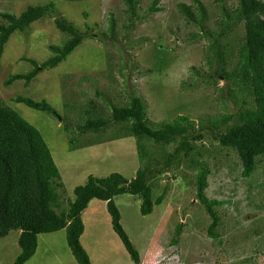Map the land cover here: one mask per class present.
Returning <instances> with one entry per match:
<instances>
[{"label":"rangeland","instance_id":"1","mask_svg":"<svg viewBox=\"0 0 264 264\" xmlns=\"http://www.w3.org/2000/svg\"><path fill=\"white\" fill-rule=\"evenodd\" d=\"M194 1L159 0L162 9L152 11V0H140L136 8L140 17L126 30L129 21L124 0H0V11L16 15L30 4L51 3L57 9L9 37L0 55V98L35 125L49 145L65 184L58 212L67 210L75 197L74 188L90 175L102 177L117 171L131 179L147 158H141L138 137L129 134L127 123L101 133L79 132L78 125L87 117L110 113L107 101L125 105L126 92L137 91L152 122H171L180 115L196 120L208 116V122L216 115L235 113L242 105L240 99L239 104L223 102L220 87L227 84L225 79L207 83L197 72L208 67L207 38L193 35L198 27L189 23L178 7L184 3L195 11ZM199 1L208 12L206 27L214 29L220 20L218 0ZM238 1L225 3L235 7ZM59 17L85 33L82 42L61 63L41 70L28 84L25 79L7 84L11 74L26 73L33 67L26 57L42 63L55 54L51 45H62L68 39L56 23ZM110 19L115 21L117 38L108 32ZM244 33L243 23H239L223 42L236 46ZM231 44L229 68L236 56L231 55ZM18 95L45 98L61 118L17 102ZM243 98L252 100L247 91ZM197 132L201 131L193 133ZM201 134L193 141L202 148L199 159L211 170L205 192L209 198L224 200L216 207L220 219L217 236L210 235L211 217L196 196V166L183 157V162L170 170L154 172L155 197L164 196L151 213H141L138 196L124 193L114 198L121 223L139 251L138 263L114 230L106 201H90L81 214L84 231L80 239L92 264H264V157L252 176L245 177L236 149L222 146L208 131ZM177 144L148 142L147 154L162 160L161 155L173 151ZM178 223H182L183 232L174 244ZM19 233L12 229L0 238V264H13L20 251ZM25 264L79 263L62 228L39 233L37 250Z\"/></svg>","mask_w":264,"mask_h":264},{"label":"trees","instance_id":"2","mask_svg":"<svg viewBox=\"0 0 264 264\" xmlns=\"http://www.w3.org/2000/svg\"><path fill=\"white\" fill-rule=\"evenodd\" d=\"M124 1L127 7L126 18L129 21L125 29L128 30L134 26L135 19L140 17L136 12L140 0ZM218 2L220 20L214 29L206 27L208 12L201 1H194L195 11L184 3L178 4V7L183 17L198 27L193 35L207 38L205 59L208 67L200 68L197 72L207 83L218 78L225 79L227 84L220 87V96L224 103L232 100L239 104L240 99L243 103L238 111L216 115L209 118L208 122L205 121L208 116H201L196 120L188 115H180L171 122H152L147 117L146 102L137 91L126 92L128 102L125 105H115L107 101L110 113L106 116L87 117L78 125L79 132L101 133L116 124L127 123L129 134L138 137L141 158H147L131 179L117 171L102 177L90 175L84 184L74 188L75 197L69 202L67 210L58 212L65 184L44 136L18 110L8 106L0 98V238L12 229L20 230V251L13 264H25L34 255L39 233L62 228L66 229L67 243L77 262L92 264L80 237L84 231L82 211L94 198L106 201L114 230L133 261L138 263L139 251L121 223V212L114 198L124 193L138 196L141 199V213H151L164 196L160 194L155 197L152 182L154 172L170 170L175 164L183 162V157L187 158L189 164L196 166V196L211 217L208 227L210 235L217 236L216 228L220 219L216 207L224 203V200L212 199L206 194L211 170L199 159L202 148L193 140L196 137L201 138V132L208 131L222 146L236 149L245 177L252 176L260 158L264 157V0H239L235 7H228L225 0ZM149 9L161 10L159 0H152ZM52 11L57 9L51 3L30 4L19 15L0 11V55L11 34L17 30H26L32 22ZM110 20L108 32L111 37L117 38L114 33L115 21ZM56 23L67 33L68 39L62 45H51L55 54L42 63L26 57L33 67L26 73L11 74L7 84L16 79H25L28 84L41 70L61 63L86 36L74 23L64 18H57ZM239 23H243L245 31L242 40L236 46L229 42L225 44L224 37ZM103 34L107 35V32ZM230 44L234 50L236 48L235 53L231 50V55L236 56L229 68L227 60L230 56ZM244 91L251 95L252 100L243 98ZM15 100L61 118V114L45 98L36 100L18 95ZM63 127L66 131L70 130L66 125ZM196 130L201 132L193 133ZM172 141H178V144L173 151L164 152L161 155L162 160L147 154L148 142L168 144ZM158 165L160 167H156ZM182 232L183 225L178 223L172 239L174 244L178 243Z\"/></svg>","mask_w":264,"mask_h":264}]
</instances>
